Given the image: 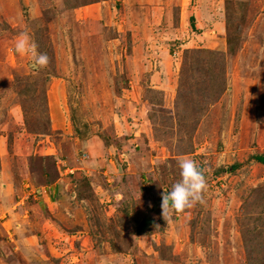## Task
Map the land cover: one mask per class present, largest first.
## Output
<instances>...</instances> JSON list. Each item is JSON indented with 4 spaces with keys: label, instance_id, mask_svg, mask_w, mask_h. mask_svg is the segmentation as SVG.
<instances>
[{
    "label": "rangeland",
    "instance_id": "obj_1",
    "mask_svg": "<svg viewBox=\"0 0 264 264\" xmlns=\"http://www.w3.org/2000/svg\"><path fill=\"white\" fill-rule=\"evenodd\" d=\"M261 155L264 0H0V264H264Z\"/></svg>",
    "mask_w": 264,
    "mask_h": 264
},
{
    "label": "clouds",
    "instance_id": "obj_2",
    "mask_svg": "<svg viewBox=\"0 0 264 264\" xmlns=\"http://www.w3.org/2000/svg\"><path fill=\"white\" fill-rule=\"evenodd\" d=\"M13 53L30 58L31 68L39 72L46 69L49 57L46 53L38 52V45L27 32H22L16 39ZM180 179L172 185L170 191L162 194L161 214L165 221L174 214H181L186 209L203 203V194L207 189L204 170L193 159L178 160ZM76 194L73 193V198Z\"/></svg>",
    "mask_w": 264,
    "mask_h": 264
},
{
    "label": "trees",
    "instance_id": "obj_3",
    "mask_svg": "<svg viewBox=\"0 0 264 264\" xmlns=\"http://www.w3.org/2000/svg\"><path fill=\"white\" fill-rule=\"evenodd\" d=\"M150 119H151V117H150ZM253 159L258 161L262 165H264V155L254 156ZM238 167H239V164H234V166H232L230 169L235 170ZM155 227H159L158 224L155 223V220L153 218H146V219H143L142 221L137 223L135 233L139 234V235L146 234L149 232V230H151L152 228H155Z\"/></svg>",
    "mask_w": 264,
    "mask_h": 264
},
{
    "label": "crops",
    "instance_id": "obj_4",
    "mask_svg": "<svg viewBox=\"0 0 264 264\" xmlns=\"http://www.w3.org/2000/svg\"><path fill=\"white\" fill-rule=\"evenodd\" d=\"M6 187V186H5ZM3 189H5L4 188V185H1V183H0V197H1V195H3ZM1 199V198H0ZM11 241H14L15 242V240H13V239H11ZM22 241V240H21ZM19 241H16L15 243H18ZM21 244H22V242H21ZM18 248H19V245H18V247L17 248H15V250H14V253L18 250ZM13 253V254H14Z\"/></svg>",
    "mask_w": 264,
    "mask_h": 264
},
{
    "label": "built area",
    "instance_id": "obj_5",
    "mask_svg": "<svg viewBox=\"0 0 264 264\" xmlns=\"http://www.w3.org/2000/svg\"><path fill=\"white\" fill-rule=\"evenodd\" d=\"M36 193H38V192H36Z\"/></svg>",
    "mask_w": 264,
    "mask_h": 264
}]
</instances>
